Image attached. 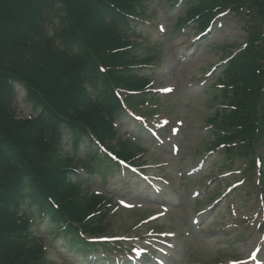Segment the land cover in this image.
<instances>
[{
	"label": "trees",
	"instance_id": "obj_1",
	"mask_svg": "<svg viewBox=\"0 0 264 264\" xmlns=\"http://www.w3.org/2000/svg\"><path fill=\"white\" fill-rule=\"evenodd\" d=\"M145 4L0 0V264H54L46 260L42 239L29 233L31 218L46 215L68 247L84 257L93 251L83 236L98 237L107 230L104 198L90 192V181L103 183L114 172L97 143L113 150L111 143L117 141V155L131 158L112 123L125 113L124 105L138 106L131 103L134 96L147 98L145 67L152 60L142 58V45L132 42L142 34L130 36L145 21ZM185 4L186 16L178 19L177 28L198 17L195 24L203 30L216 10L226 8L244 25L242 50L216 79L222 89L213 91L219 108L210 119L213 140L207 149L227 146L228 160L264 149V0ZM48 11L55 15L50 25L53 17L62 19L60 49L45 28L42 16ZM18 84L36 114L31 120L16 119L10 108ZM81 147L83 175L72 162Z\"/></svg>",
	"mask_w": 264,
	"mask_h": 264
},
{
	"label": "rangeland",
	"instance_id": "obj_2",
	"mask_svg": "<svg viewBox=\"0 0 264 264\" xmlns=\"http://www.w3.org/2000/svg\"><path fill=\"white\" fill-rule=\"evenodd\" d=\"M170 7L163 0H151L149 3V10L155 16L154 22L161 23L160 25L163 26V32L165 33L158 32L148 26H146L145 30L140 29L139 31L148 32V34H143L144 41H148L155 49L158 48L155 56L160 59V65L163 66V70L156 76V87L176 88L174 95H172L173 98L170 96L169 99L163 100L162 107L170 114V118L174 123V127L170 129L169 134L167 133L169 140L176 143L180 151L177 155H172V148L167 147L170 142L166 139V144L159 152L155 151L156 145L151 143L152 150L150 153H153V155L149 154L146 157V161L149 164H156V162L167 163L166 165L168 166L166 167L169 168L166 173L162 174L163 176H169L174 181L178 179L182 181L180 173H177L181 172L186 173L188 181L180 195H176L173 190L167 191L165 189L168 198L164 201L154 197L152 193L145 192L136 183L117 185V181L112 180L108 182V185L106 184L102 187L99 182H94L92 189L110 192L113 197L120 201L124 200L126 204L134 208L131 211L121 210L117 213L113 212V215L116 216H113V220L111 219L112 224L108 235L124 236L128 234L133 237L134 235L140 236L145 233L144 229H147L146 226L142 227V230L136 231L135 229H137L139 223L134 229H132L133 225L140 219L151 215L150 213L163 212L160 205H167L170 208V214L166 220H163L161 225H167L168 229L173 227L172 231L178 233L179 238L177 237L175 242L176 249H178L175 251L177 253L174 259L177 262L176 264L226 261L230 258L228 257V249L232 245L229 242L231 236L217 238L216 232L218 230L222 231L225 224H238L237 222L240 220L241 215L252 214V210L247 205L239 203L243 202L244 199L237 196V210L239 212L237 211V215H229L226 211V204H228V197H226L221 202L219 201L220 203H218L213 213L210 214L212 212H210L212 207L211 200L216 197L213 194L219 192L218 189H223L227 183L231 185L234 182L228 176H221L222 179L217 177L215 180H208L212 173L216 172L222 159L220 156L216 157V153L209 154V156L205 154L209 141L212 140L210 134L207 133L206 125L210 117L213 116L214 107L210 100L213 99L214 93L207 89L206 86L208 85L203 84V82L210 84L213 81L216 70L219 69H215L211 77L206 76L210 70H213L211 68L220 60L222 54L221 50L216 49L215 46L218 47L222 46V44H231L238 41L241 34L238 29V23L235 25L234 21L228 18L224 27H218L212 36L208 38L210 40L205 43V46L202 45L204 47L196 49V46L193 45L196 39L192 32H173L175 20L182 15L183 11L172 10ZM49 15L51 16V13ZM61 25V17H53L50 33L55 44L59 47L63 37ZM23 98L24 92L17 85L12 106L18 117H25L31 113L28 104ZM122 122L121 132H123L122 135H125L129 130V121L124 120ZM130 134L133 135L134 133L131 132ZM174 135H177V137L174 138ZM142 142L148 143L146 139H143ZM204 154L207 156L205 160H203ZM171 165H173L174 170H171ZM196 165L200 168L190 175V171L194 170ZM238 169L235 166L233 170L237 171ZM231 175H233L231 178L239 177L237 172ZM208 182L211 183L209 184ZM196 190L201 194L195 200L192 194ZM233 198L234 196L231 197V199ZM202 209H206L205 214L209 211V214H206L207 216L204 213L198 215V224H194L193 219L197 218L196 212ZM141 226H144V223ZM232 227L239 231L236 225H232ZM49 228L46 224L43 226L36 224L34 230L45 238V246L50 258L60 260L63 264H82L80 259L72 258L71 255L66 253L67 250L62 239L48 234ZM140 232L141 234H138ZM255 240L251 241L249 239L245 241V244L234 245L231 249L236 251V254H241L245 257L254 246Z\"/></svg>",
	"mask_w": 264,
	"mask_h": 264
},
{
	"label": "snow or ice",
	"instance_id": "obj_3",
	"mask_svg": "<svg viewBox=\"0 0 264 264\" xmlns=\"http://www.w3.org/2000/svg\"><path fill=\"white\" fill-rule=\"evenodd\" d=\"M161 30H163V29H161ZM167 91H172L171 89H167ZM121 203H124L123 201H121Z\"/></svg>",
	"mask_w": 264,
	"mask_h": 264
}]
</instances>
